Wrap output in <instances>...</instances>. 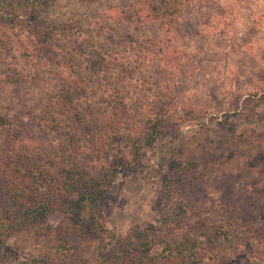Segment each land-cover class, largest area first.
<instances>
[{"label":"rangeland","instance_id":"374dc122","mask_svg":"<svg viewBox=\"0 0 264 264\" xmlns=\"http://www.w3.org/2000/svg\"><path fill=\"white\" fill-rule=\"evenodd\" d=\"M151 1L158 0H59L50 19L55 31L66 30L52 49L32 20L10 26L9 50L0 54V117L17 141L0 127V159L51 160L58 139L41 126L40 105L62 82L65 61L81 71L86 99L101 114L115 105L140 130L161 111L169 124L145 144L134 169L118 168L120 157L110 152L118 178L96 207L104 240L73 260L56 253L47 236L3 231L0 264H112L137 228L165 238L199 225L235 227L231 242L198 237L208 264H264V0H187L172 23L153 16ZM11 71L24 83L5 82ZM187 159L200 162L199 170L185 186L168 188L165 181ZM8 209L0 198L1 220Z\"/></svg>","mask_w":264,"mask_h":264},{"label":"trees","instance_id":"16d2710c","mask_svg":"<svg viewBox=\"0 0 264 264\" xmlns=\"http://www.w3.org/2000/svg\"><path fill=\"white\" fill-rule=\"evenodd\" d=\"M58 1L0 0V54L9 50L5 38H9L10 26L25 24L27 20L33 21L38 30L37 37H45L42 42L47 47L57 46L53 42L59 36L58 32L63 34L66 29L55 31L56 23L51 22L49 10ZM187 3V0H158L151 1L149 8L155 18L172 23ZM65 62L62 82L48 88L40 105L41 126L58 139L51 149L49 163L22 156L0 159V198L11 208L5 218L0 219V232L10 235L27 230L38 237L47 236L56 253L75 260L77 254L82 257L83 252L84 256L82 250L88 251L96 242L104 240L107 232L98 219L96 207L110 194L118 178V171L108 158L110 152L119 155L118 168L123 171L136 168L143 159L145 144H152L155 138L162 136L169 121L157 111L151 126L133 130L117 106L114 105L106 115L101 114L92 100L86 99L89 85L81 71L77 68L73 71L68 61ZM66 73L68 76L64 78ZM5 76L4 81L9 85L24 83L23 77L16 76L13 71ZM10 125L7 116L1 115L0 127L14 138V127ZM128 147L129 151H126ZM200 165L193 159L179 162L174 178L165 181L166 186L170 188L173 182L176 188L185 186L188 175L197 172ZM180 208L177 205L170 213L174 219L179 216ZM234 230L235 227H225L219 232L213 227L199 225L190 234L160 238L156 229L137 228L132 234L135 241L124 248L112 264H208L206 255L199 253L204 243L198 237L220 243V238L225 235V241L231 242L235 237ZM262 235L264 238V224ZM160 245L163 248L161 254H155V248ZM93 264L110 263L100 260Z\"/></svg>","mask_w":264,"mask_h":264}]
</instances>
